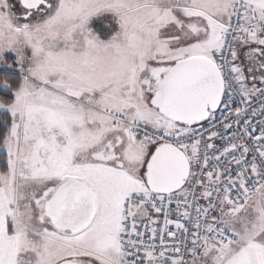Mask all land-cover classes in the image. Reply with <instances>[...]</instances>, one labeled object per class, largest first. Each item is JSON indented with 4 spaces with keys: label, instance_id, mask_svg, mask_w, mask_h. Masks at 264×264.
<instances>
[{
    "label": "snow or ice",
    "instance_id": "1",
    "mask_svg": "<svg viewBox=\"0 0 264 264\" xmlns=\"http://www.w3.org/2000/svg\"><path fill=\"white\" fill-rule=\"evenodd\" d=\"M0 264H264V0H0Z\"/></svg>",
    "mask_w": 264,
    "mask_h": 264
}]
</instances>
